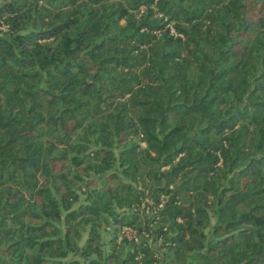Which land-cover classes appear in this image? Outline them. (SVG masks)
Returning a JSON list of instances; mask_svg holds the SVG:
<instances>
[{
    "label": "trees",
    "instance_id": "16d2710c",
    "mask_svg": "<svg viewBox=\"0 0 264 264\" xmlns=\"http://www.w3.org/2000/svg\"><path fill=\"white\" fill-rule=\"evenodd\" d=\"M263 9L0 0V264H264Z\"/></svg>",
    "mask_w": 264,
    "mask_h": 264
},
{
    "label": "rangeland",
    "instance_id": "374dc122",
    "mask_svg": "<svg viewBox=\"0 0 264 264\" xmlns=\"http://www.w3.org/2000/svg\"><path fill=\"white\" fill-rule=\"evenodd\" d=\"M263 10H264V9H263ZM126 232L128 233V235H130L132 231H126Z\"/></svg>",
    "mask_w": 264,
    "mask_h": 264
}]
</instances>
